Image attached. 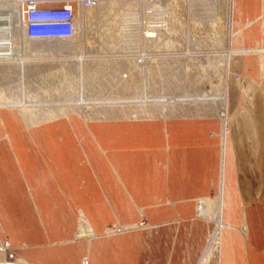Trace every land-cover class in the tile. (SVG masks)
<instances>
[{
    "label": "crops",
    "instance_id": "1",
    "mask_svg": "<svg viewBox=\"0 0 264 264\" xmlns=\"http://www.w3.org/2000/svg\"><path fill=\"white\" fill-rule=\"evenodd\" d=\"M8 16L0 14V19ZM262 16L264 0L232 4V49L264 50ZM250 22L256 23L250 27ZM237 60L232 67L247 76L250 104L257 111L260 98L263 111L258 84L264 80V54H246ZM237 99L232 84L229 116L233 141L226 137L223 162L220 139L209 135L218 129L216 121L128 120L86 127L72 118L29 131L27 144L16 143L28 171L29 192L0 187V230L10 234L12 244L66 241L73 237L77 215H82L98 236L60 247L22 250L24 262L19 264H80L84 254L87 264H197L211 224L195 217L196 202L207 200L211 193L221 200L225 223L220 235V264H261L262 257L250 250L243 234L233 228L245 227L246 236L257 244L249 233L243 205L264 197L255 182L264 179L260 160L256 159L260 177L253 168V182L242 170L244 142L251 135L257 139V126L252 116L236 114ZM2 123L5 126L3 118ZM16 161L23 167L19 157ZM2 163L3 186L10 184V179ZM111 223L126 230L103 236ZM142 223L145 226H138ZM0 263L5 264L1 252Z\"/></svg>",
    "mask_w": 264,
    "mask_h": 264
},
{
    "label": "rangeland",
    "instance_id": "2",
    "mask_svg": "<svg viewBox=\"0 0 264 264\" xmlns=\"http://www.w3.org/2000/svg\"><path fill=\"white\" fill-rule=\"evenodd\" d=\"M12 1L0 0V8L15 6L11 4ZM198 2L206 3L209 0H184L185 5L184 9L180 10V16L172 13L170 15L172 23L175 22L180 28V43L184 42V30L186 45L190 35L201 40L197 39L195 44L197 50H181L178 47L179 41H174V47L168 48V51L149 52L150 65L144 69V76L134 71L132 84L116 80V75L125 69L117 62L124 47L122 41L128 39L129 35L134 40L132 24L128 25V23L136 16H132L131 13L129 15L128 11H131L135 4L128 0H116L105 4L97 11V18L91 21L86 19L84 27H91L94 31L84 32L78 43L77 41L71 44L30 42L22 36L17 22L9 21L7 17L0 19V109L5 110L0 111V163L3 162V168H6V170L2 168L1 171L4 170L6 178L10 179V184L5 183L2 186L3 183L0 182V187L8 189L10 186L14 191L24 188L28 193L29 175L16 143L27 144L30 140L29 131L41 130L55 123L69 122L72 118L78 119L86 127L92 123L128 120L216 121L219 127L217 130H211L209 135L220 139L223 162L226 137H229L230 141L232 139L229 116L232 84L236 87L238 96L234 111H237L236 114L244 113L252 116L257 126V143L253 135L247 137V141L244 142L243 154L246 160L242 164V170L253 182V168L257 178L260 177L259 167L256 164V161L260 160V171L263 175L264 80L258 84L263 94V111L259 106L260 98L256 101L258 109L254 111L255 106L250 104L247 96L245 83L247 76L240 68L232 67V63L238 62L237 59L246 54H264V50L243 52L231 48L229 23L232 0H229L228 18H225V15L219 16L218 12L217 19L213 21L218 24L217 27L213 26L215 24H199L204 22L201 19L216 16L218 10L210 5L197 7ZM112 3L116 4L115 8L107 9ZM87 14L90 16L92 12ZM178 17L180 21L177 20ZM195 20L197 35L192 28ZM256 22H250L249 26H254ZM13 24L18 28L13 27ZM260 26L263 27L262 24ZM91 50L95 51L96 57H91ZM82 55L84 58L80 60ZM261 58L262 56L260 60ZM82 62L84 63L81 64ZM259 64L261 66V61ZM221 100L224 101L223 108L218 109ZM2 118L5 120V126ZM68 127L72 129L71 126ZM17 157L23 167L16 161ZM11 160L13 163L10 162ZM255 182L256 188L261 187V194L264 195V179L262 183L260 178ZM218 198V194L211 193L207 200L204 199L208 203L206 202L207 205L204 204L201 210L198 209L201 201L196 202L195 217L211 224V230L197 264H202L209 257L208 264H220V235L225 223L222 219L217 223L213 217L216 212L222 215V209L218 210ZM243 208L249 233L257 244L251 243L246 236L247 232L241 229L242 226L232 227L243 234L244 244L261 256L260 263L264 264V197L250 205H243ZM138 226H145V223ZM125 230V227L111 223L102 233L103 236L111 237ZM97 236L87 218L77 215L73 237L66 241L12 244L10 234L2 228L0 252L4 256L5 264H19L24 262L22 250H33L44 246L60 247L72 242L91 241ZM224 243L226 245L227 242ZM87 261V254L80 257V264H87Z\"/></svg>",
    "mask_w": 264,
    "mask_h": 264
},
{
    "label": "built area",
    "instance_id": "3",
    "mask_svg": "<svg viewBox=\"0 0 264 264\" xmlns=\"http://www.w3.org/2000/svg\"><path fill=\"white\" fill-rule=\"evenodd\" d=\"M113 1L116 0H13L11 4L17 7L20 21L23 24V36L27 41L71 44L75 41L78 43L84 32L92 33L94 31L91 27H84L87 13L92 12L89 16V21H91L98 17L97 11L103 5ZM128 1L135 4L131 11H128V14L137 16L136 23H138L140 42L136 43L131 35L122 41L124 47L117 62H119L118 64L121 63L120 65L125 69L116 75V80L121 83L132 84L134 79L132 74L137 71L144 76V69L150 65L149 52L168 51V48L174 47V41L180 43L181 31L179 26L170 20V15L178 14L177 10L152 7L155 1L161 2L162 0ZM160 20L164 22L168 20L169 26H163L164 22L161 24L159 23ZM184 36V42L180 43L178 47L181 50H197L195 44H197V39H200H195L190 35L188 45H186L185 30ZM154 42L156 44L152 45ZM156 48L158 50H155ZM90 54H92L91 57H96L94 50H91ZM83 58L82 55L80 60Z\"/></svg>",
    "mask_w": 264,
    "mask_h": 264
},
{
    "label": "bare ground",
    "instance_id": "4",
    "mask_svg": "<svg viewBox=\"0 0 264 264\" xmlns=\"http://www.w3.org/2000/svg\"><path fill=\"white\" fill-rule=\"evenodd\" d=\"M208 1V0H207ZM233 1V3L236 5V2H238V0H232ZM108 3H110V2H108ZM107 3V4H108ZM115 3H112V4H110L109 6H107V9H114L115 8ZM153 6V8H156V7H164V8H169V9H171V10H177L179 13V15H177V16H180V10L182 11L183 9H184V0H169V1H166V0H162L161 2L160 1H155V3L154 4H152ZM197 7H204V6H206V5H210L212 8H217V14H216V16H214L213 17V15H212V17H210V19H201L202 21H204V22H201V23H199L200 25H208V24H215V25H213V26H215V27H217L218 26V24L217 23H214L215 22V20L217 19V17H218V12H219V16H224L225 15V18H228V16H229V14H228V11H229V0H209V2H206V3H203V2H198L197 4ZM127 6H128V4H127ZM5 7V6H4ZM11 8V9H10ZM10 8H0V14H4V15H9L7 18L9 19V21H12V22H14V23H18V25H19V28H20V30L22 31L21 32V34H22V36H23V24H22V22L20 21V18H19V15H18V11H17V7L16 6H13V7H10ZM210 8V7H209ZM106 9V8H105ZM204 9V8H203ZM211 9V8H210ZM182 13V12H181ZM183 15H184V13H182ZM182 15V16H183ZM211 16V15H210ZM87 19L89 20V14H87ZM183 18V17H182ZM162 19V18H161ZM177 20H179L180 21V18L178 17L177 18ZM131 21V22H130ZM129 21V23H128V25L129 24H132V29H133V32H132V34L134 35V41L136 42V43H139L140 42V36H139V33H138V23H136V21H137V16L136 17H132V19ZM166 21V20H165ZM214 21V22H213ZM164 21H162V20H160L159 21V23H163ZM195 22H196V20L192 23V28H193V32H194V34H196L197 35V29L195 28ZM207 22V23H206ZM211 22H213V23H211ZM85 24H86V22H85ZM163 26H169V22H168V20L166 21V22H164L163 24H162ZM220 26V25H219ZM13 27H17L16 25H14L13 24ZM18 28V27H17ZM130 33V32H129ZM223 43V42H222ZM262 44V43H261ZM225 48V47H224ZM76 51H77V49H76ZM48 56H50L49 54H48ZM261 66H262V64H263V59L261 58ZM84 62H82L81 64H83ZM225 68H226V62H225ZM221 72V71H220ZM222 73V72H221ZM224 76H225V72H224ZM211 77V76H210ZM223 77V76H222ZM212 78V77H211ZM5 99V98H4ZM223 100H221L219 103H218V109H222L223 108ZM215 104V103H214ZM25 116V115H24ZM207 202V201H206ZM206 202L203 200V201H201V203H200V207L198 206V209H203V206H204V204H206ZM218 210H220L221 208H220V205H221V200L220 199H218ZM208 203V202H207ZM211 203V202H210ZM207 205V204H206ZM209 207H210V205H209ZM206 209V208H205ZM203 216H204V214H203ZM202 216V217H203ZM207 217V216H206ZM213 217H215V219H216V221H217V223H220L221 222V216H220V213L218 212H216V214L213 216ZM217 229V228H216ZM243 230H244V232L246 233V230H245V227L243 228ZM242 230V231H243ZM214 238V237H213ZM215 239H217V237H215ZM218 241L216 240V243H217ZM215 247V246H214ZM216 250V249H215ZM212 252V251H211ZM210 252V253H211ZM210 258V257H209ZM209 258L208 259H206L202 264H208V261H209Z\"/></svg>",
    "mask_w": 264,
    "mask_h": 264
}]
</instances>
